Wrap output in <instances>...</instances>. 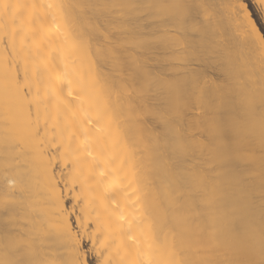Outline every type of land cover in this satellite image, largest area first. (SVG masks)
I'll return each instance as SVG.
<instances>
[{"label": "bare ground", "instance_id": "6f19581e", "mask_svg": "<svg viewBox=\"0 0 264 264\" xmlns=\"http://www.w3.org/2000/svg\"><path fill=\"white\" fill-rule=\"evenodd\" d=\"M218 1L0 0V264H87L69 191L101 264H264V38Z\"/></svg>", "mask_w": 264, "mask_h": 264}, {"label": "rangeland", "instance_id": "374dc122", "mask_svg": "<svg viewBox=\"0 0 264 264\" xmlns=\"http://www.w3.org/2000/svg\"><path fill=\"white\" fill-rule=\"evenodd\" d=\"M227 1L228 0H223V1H221V3H220V1H218V3L219 4H221V7L220 8H225V6H226V4H227ZM240 1H242L243 2V0H240ZM222 2H225L226 4H224V3H222ZM247 11H249V12H252V13H255V9L254 8H252V7H249V9L247 10ZM118 17V16H117ZM255 19H259V17L258 16H255L254 17ZM104 19V18H103ZM106 19V18H105ZM104 19V20H105ZM103 20V21H104ZM106 21V20H105ZM243 21V19L241 20V22H240V24L241 23H244V22H242ZM103 24H105V23H103ZM257 28H258V30L260 29V28H264V21H261L259 24H257V26H256ZM247 29V28H246ZM246 29H244V30H246ZM115 32V31H114ZM259 32H260V35L261 36H263V38H264V32H261L260 30H259ZM264 40V39H263ZM107 41H109V42H106ZM104 42H105V44H103L104 42H102V45H104L105 47H106V49H110L109 47H111V45L113 44L112 42H113V40H111V43H110V40L108 39V40H105ZM114 43L116 44V42L114 41ZM264 43V42H263ZM107 44V45H106ZM114 44V45H115ZM114 45H112L113 47H114ZM117 45V49H119L120 47H119V43H117L116 44ZM115 45V46H116ZM104 46H102V48L104 47ZM107 46H109V47H107ZM105 47H104V49H105ZM112 48V47H111ZM116 48V47H115ZM108 61V60H107ZM108 67L106 66V70H104L108 75H110V76H112L113 75V73L114 74H117L116 73V71L114 70V69H111V70H109L111 67L109 66V65H111L112 63H111V60H109L108 62ZM111 63V64H110ZM108 69V70H107ZM117 75H119V76H117ZM116 76L117 77H119V78H115V79H122L123 77L124 78H126V75H122V78H121V74L120 73H118ZM115 76V77H116ZM113 77H114V75H113ZM132 93V92H131ZM57 164V166H56V171L57 172H59L60 171V173H61V175H63V170H64V168L62 169L61 168V166H60V164L59 163H56ZM62 170V171H61ZM71 193V194H70ZM69 196V197H68ZM73 196V194H72V192L71 191H69V194L66 196V198H65V202H66V206H67V208L68 209H70V208H74V210L72 209H70V214H71V218H72V220H71V222H72V225L74 226L73 228H75V232L78 234V236H80V239H81V242H82V248L84 249V252L86 253V259H87V264H101V262H100V254L98 253V251H97V248H96V245H95V242H92L91 240V237H90V235H87V234H89V230H92V223H87L88 224V226H85V225H87V224H84V222H82L80 219H79V217H80V211H79V207L76 205V202H74L73 200H74V197H72ZM72 211V212H71ZM72 215H73V217H72ZM77 217V219H76V217ZM81 221V223H80V221ZM79 225V227H78V225ZM92 227V228H91ZM87 233H86V232ZM82 235V236H81ZM82 237V238H81Z\"/></svg>", "mask_w": 264, "mask_h": 264}, {"label": "snow or ice", "instance_id": "6c2138e0", "mask_svg": "<svg viewBox=\"0 0 264 264\" xmlns=\"http://www.w3.org/2000/svg\"><path fill=\"white\" fill-rule=\"evenodd\" d=\"M249 7L254 8L256 10L255 13L248 12L247 10ZM241 8L247 12V17L254 29L256 28L257 24H259L261 21H264V0H243ZM255 16H258L259 19H255ZM259 30L264 32V28H260Z\"/></svg>", "mask_w": 264, "mask_h": 264}]
</instances>
